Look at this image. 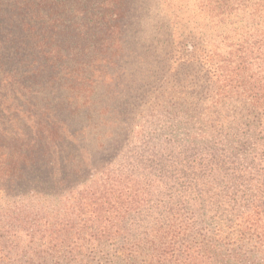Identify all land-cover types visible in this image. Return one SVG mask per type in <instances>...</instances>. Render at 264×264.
<instances>
[{
  "label": "trees",
  "instance_id": "16d2710c",
  "mask_svg": "<svg viewBox=\"0 0 264 264\" xmlns=\"http://www.w3.org/2000/svg\"><path fill=\"white\" fill-rule=\"evenodd\" d=\"M178 7L0 0V264H264V0Z\"/></svg>",
  "mask_w": 264,
  "mask_h": 264
},
{
  "label": "rangeland",
  "instance_id": "374dc122",
  "mask_svg": "<svg viewBox=\"0 0 264 264\" xmlns=\"http://www.w3.org/2000/svg\"><path fill=\"white\" fill-rule=\"evenodd\" d=\"M202 0H175L177 5L179 6L177 14V18L180 17L181 19H188L187 11L194 8L195 5ZM182 10L184 12H182ZM190 14V13H189ZM179 19V18H178ZM186 21L181 22L179 25V30H176V34L174 37V56L176 58L182 59L189 56H195L196 58L201 59L204 61V35L203 34H196L190 31L189 26H186ZM188 27V28H187ZM179 64V63H178ZM203 69L204 71V63L201 65H195ZM204 73V72H203ZM258 168L264 169V160L257 162Z\"/></svg>",
  "mask_w": 264,
  "mask_h": 264
}]
</instances>
